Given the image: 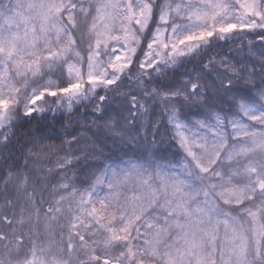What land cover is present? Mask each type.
Instances as JSON below:
<instances>
[{"label": "snow or ice", "instance_id": "obj_1", "mask_svg": "<svg viewBox=\"0 0 264 264\" xmlns=\"http://www.w3.org/2000/svg\"><path fill=\"white\" fill-rule=\"evenodd\" d=\"M246 36L251 63L209 57L169 80ZM94 97L98 131L138 144L147 120L176 151L69 177L74 152L29 164L51 136L37 124L23 163L0 152V264H264V0H0V150Z\"/></svg>", "mask_w": 264, "mask_h": 264}, {"label": "trees", "instance_id": "obj_2", "mask_svg": "<svg viewBox=\"0 0 264 264\" xmlns=\"http://www.w3.org/2000/svg\"><path fill=\"white\" fill-rule=\"evenodd\" d=\"M256 41L254 36L241 37L230 41L229 43H219L215 45L207 53L195 59L186 61L182 66L176 69L175 72L168 74L170 81L184 80L188 77L185 73H192L195 75L198 69L208 63L209 57H227L228 59L232 56H236L240 59H252L249 51L248 41ZM243 61V60H242ZM168 81H165L167 83ZM123 91H139L134 81H126L122 88ZM104 92H100L99 95H104ZM115 100V97H112ZM97 98H92L84 101L83 103L75 106L71 112L67 110H60L55 113L49 112L45 114V119L42 121H32L30 124L25 123L18 126L16 131L15 142L9 146L8 149L0 150V152H11L16 160L23 163L24 153L21 151V146L25 144L28 139L25 134L34 128L37 124H40L43 128L45 125H51L49 131H51L50 139L44 141V152L46 158L39 161H29L30 165L35 164L36 166H43L45 168H54L58 158L64 157L73 146V138L76 137L78 140L88 139L91 137V133L98 128L101 123L98 121L97 116L94 115L95 104ZM152 104L151 101L148 102ZM219 106L227 108V105H223L222 102L217 101ZM116 105L114 102L113 106ZM164 105L159 102L158 107L151 110L150 118L152 121L157 119L163 121L164 116ZM55 116V119H53ZM96 121L94 124L93 122ZM138 129V128H137ZM163 132V128L161 129ZM133 135L137 136L136 142L128 143L121 142L120 140L107 139L106 145L98 147L97 150H89L83 153L79 157V162H73V165L67 170V175L72 177L74 174L80 178H84L90 171L95 170L98 167H102L105 162L128 160L135 156L141 155L144 149L158 150L160 154L171 156L176 151L174 145L170 143L167 136H154V129L146 120L145 131L142 132L133 131ZM155 140V144L153 143Z\"/></svg>", "mask_w": 264, "mask_h": 264}, {"label": "rangeland", "instance_id": "obj_3", "mask_svg": "<svg viewBox=\"0 0 264 264\" xmlns=\"http://www.w3.org/2000/svg\"><path fill=\"white\" fill-rule=\"evenodd\" d=\"M229 59L233 61L243 60L246 63H251V59L247 60L241 57L239 59L236 56H232ZM114 102H116V105H114L113 107H116L122 103L121 100L116 99V98ZM151 102L152 104L156 105L153 109L158 107L159 101H151ZM145 127H146V121L144 122L142 127L140 125L137 126V128L142 132L145 131ZM110 138L113 139L111 136L105 135L102 130L98 131V128H97L91 133V137H89L88 139L86 138V139L78 140V143L74 142L69 152H74L76 156H81L83 153H86L89 150H95V149L97 150L98 147H102L106 145L107 139H110ZM113 140H119V139H113Z\"/></svg>", "mask_w": 264, "mask_h": 264}]
</instances>
